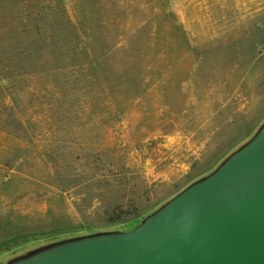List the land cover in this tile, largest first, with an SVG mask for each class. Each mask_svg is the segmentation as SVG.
<instances>
[{
  "label": "rangeland",
  "instance_id": "1",
  "mask_svg": "<svg viewBox=\"0 0 264 264\" xmlns=\"http://www.w3.org/2000/svg\"><path fill=\"white\" fill-rule=\"evenodd\" d=\"M264 117V0H0V249L131 222Z\"/></svg>",
  "mask_w": 264,
  "mask_h": 264
},
{
  "label": "water",
  "instance_id": "2",
  "mask_svg": "<svg viewBox=\"0 0 264 264\" xmlns=\"http://www.w3.org/2000/svg\"><path fill=\"white\" fill-rule=\"evenodd\" d=\"M0 264H264V117L139 219L22 239Z\"/></svg>",
  "mask_w": 264,
  "mask_h": 264
},
{
  "label": "trees",
  "instance_id": "3",
  "mask_svg": "<svg viewBox=\"0 0 264 264\" xmlns=\"http://www.w3.org/2000/svg\"><path fill=\"white\" fill-rule=\"evenodd\" d=\"M156 204H157V203H156ZM156 204H155V205H156ZM155 205H153V206H155ZM153 206H152V207H153ZM150 208H151V207H150ZM150 208H148L146 211H148ZM146 211H144L141 215H139V216L133 218V219L130 220V221H135V220L139 219L140 217H142V216L144 215V213H145ZM114 224H115V223H114Z\"/></svg>",
  "mask_w": 264,
  "mask_h": 264
}]
</instances>
